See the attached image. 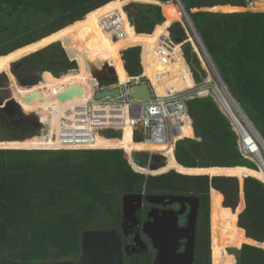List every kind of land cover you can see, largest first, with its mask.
Here are the masks:
<instances>
[{
    "label": "trees",
    "instance_id": "1",
    "mask_svg": "<svg viewBox=\"0 0 264 264\" xmlns=\"http://www.w3.org/2000/svg\"><path fill=\"white\" fill-rule=\"evenodd\" d=\"M129 1L0 0V59L11 56L14 62L0 68V77L7 74L10 94L25 113H36L41 122L50 123L49 136H39L36 118L24 115L16 103L0 108V264L76 261L82 232L99 219L118 223L122 196L141 192L198 197L197 264H264V178L241 154L238 136L221 109L231 120L232 116L216 90L212 93L218 104L203 88L199 96L187 100L193 129L185 126L183 135L188 138L174 148L134 142L130 127L128 149L41 148L61 143L52 139L59 117L91 98L96 79L105 76V66L118 82L123 76H143L153 39L150 83L156 95L181 93L207 77L196 48L187 41V28L162 15L161 4L172 0L125 6ZM180 2L228 92L264 140V12L201 9L246 7L247 0ZM192 8L197 10L191 12ZM111 12H119L128 23L125 35L116 40L100 23ZM167 33L176 44L166 42ZM74 81L78 83L66 84ZM72 86L81 93L60 99ZM122 128L127 132L126 125ZM12 138L25 139L8 140ZM125 142L123 137L98 136L93 144ZM143 151L159 152L165 162L159 159L160 167L154 170L144 167L147 160L142 157L148 153ZM156 159L151 157L150 162ZM178 166L203 171L212 167L215 175L181 173ZM225 230L230 236L222 242ZM234 248L235 257L228 251Z\"/></svg>",
    "mask_w": 264,
    "mask_h": 264
},
{
    "label": "built area",
    "instance_id": "2",
    "mask_svg": "<svg viewBox=\"0 0 264 264\" xmlns=\"http://www.w3.org/2000/svg\"><path fill=\"white\" fill-rule=\"evenodd\" d=\"M255 1L256 0H247L246 7L248 11H258L256 9L253 10V7H256L253 6ZM261 11L264 12V10ZM126 17L130 24L127 13ZM100 23L102 29L106 33L112 34V38L114 40L125 35L123 18L119 12H111L105 15L100 20ZM165 36L166 35L164 34L165 40L166 37H168L167 39L169 42H172L168 33L167 36ZM178 44L181 47L183 42ZM120 52L122 53L123 50ZM112 75L114 76V72ZM145 81L149 82L151 85L153 96L148 99L131 98L129 96L130 86L132 84H140ZM116 87L120 89L121 96L119 98H95L96 92L106 89L110 90ZM193 97L194 96H185L184 92L169 94L165 97L158 96L155 94L154 86L146 77L142 76L141 74L139 76H130V80L125 83H119L116 79V81L104 84L103 81L97 80L95 85H93L92 96L89 100H87L85 103L75 106L73 109L68 108L65 111V115H61L59 117L60 125L56 126L55 132L52 133V139L60 140L61 143L93 144L98 136H101L104 139H116L115 137H110L109 134L112 131H119L120 137H122V127L127 125L131 128L132 140L134 142L151 141L156 144L167 143L168 146H173L174 148V145L177 141L188 138L187 136L183 135L184 127L189 126L192 128V120L188 113L187 100ZM17 103L22 109L18 101ZM36 116L41 128L38 135L48 137L50 134L49 121L41 122L40 116ZM227 117L238 136V147L243 157L252 162L254 161L250 157L259 159V154H257L256 149L253 150V148L257 146L260 152L259 146H261V148H263V146L261 145L256 134L253 132L251 126H249L244 121V118H242V121L249 131V135H246L242 129H240L239 126L230 119L229 116ZM101 131L105 132L104 135H100ZM191 138L195 139L194 135ZM83 149L92 148H78L73 150ZM56 150H71V148L63 147L57 148ZM143 152L149 153L150 158L153 154L160 155L159 152ZM134 153L136 152H133L132 154ZM260 156L262 157V155ZM124 157L127 160V157ZM150 158L148 160L149 162ZM132 159L135 162L133 155Z\"/></svg>",
    "mask_w": 264,
    "mask_h": 264
},
{
    "label": "flooded vegetation",
    "instance_id": "3",
    "mask_svg": "<svg viewBox=\"0 0 264 264\" xmlns=\"http://www.w3.org/2000/svg\"><path fill=\"white\" fill-rule=\"evenodd\" d=\"M113 77L110 75L109 78ZM112 81L110 79L103 82L108 84ZM147 165H151L149 161ZM129 195L142 196L139 206H136L138 204L136 198L129 201L134 206L129 219L123 221V195L118 223L112 225L105 220L106 224L99 228L115 231L121 243L124 264H188L189 260L192 261L191 264H197L196 261L201 252L200 244L197 240L200 202H198L195 236L192 242L190 220L196 202L192 198H186L194 195L146 192ZM164 228L165 233L163 232ZM159 229H162L163 237L159 236ZM192 251L193 258L190 257ZM78 260L79 257L73 262Z\"/></svg>",
    "mask_w": 264,
    "mask_h": 264
},
{
    "label": "water",
    "instance_id": "4",
    "mask_svg": "<svg viewBox=\"0 0 264 264\" xmlns=\"http://www.w3.org/2000/svg\"><path fill=\"white\" fill-rule=\"evenodd\" d=\"M177 2L184 9V6L181 4L180 0H177ZM134 3H150V2H143L141 0H130L125 6L132 5ZM220 6H223V5H220ZM231 6H234V5H231ZM132 10L133 11L135 10L134 7H132ZM185 13H186L187 18L189 20L188 24H189V26H190V28H191V30H192L197 42H198V45L200 46V48L206 54V59L208 60L210 66L213 68V71H214L215 75L217 76L218 80L220 81L221 88L224 90V92L226 93L227 97L229 98L231 103L234 105V107L236 108V110L238 111L240 116L242 118H244V121L249 126H251L253 132L256 134L257 138L259 139L261 145L264 148V140L262 139L260 134L255 130V128L252 126V124L246 118V116L244 115L242 110L239 108V106L236 103V101L233 99V97L228 92V90H227L226 86L224 85L222 79L219 77L218 72H217L216 68L214 67V64L211 61L210 56L208 55L204 45L202 44V41H201L200 37L196 33V30H195V28H194V26H193V24H192V22H191V20H190V18L188 16L187 12H186V10H185ZM33 42H35V41H33ZM178 43H181V42H178ZM36 51H38V50H36ZM194 51L197 53L196 50H194ZM33 52H35V51H33ZM33 52H30V53H33ZM30 53H28L27 55H29ZM16 61H18V60H16ZM141 67H142V65H141ZM204 67H205V63H204ZM10 69H11V66H10ZM72 70H74V69H72ZM104 72H105V76L98 78L97 79L98 81H107V80H110V79H112L113 81H116V77L109 78L110 75L113 76L112 75L113 71L108 66H105ZM217 88L218 87L209 88L208 89L209 93H210L209 95L212 96V98L215 101H216V98L214 97L212 92H214V90L217 89ZM80 93H81V90L77 86H72V87L69 88V90L67 92L61 94L59 96V98L60 99H65V98L70 97L73 94L74 95H78ZM120 96H121L120 89L118 87L110 89V90H107V89L106 90H102V91H99V92L95 93V98L96 99H100V98H104V97H117V98H119ZM129 96L131 98H135V99H148V98L153 96L152 91H151V85L149 84V82H146V81L143 82V83H140V84H132L130 86V88H129ZM201 97H203V96H201ZM11 102L15 103L13 99H10V100L6 101L5 105H7L8 103H11ZM216 103H217V101H216ZM4 106H2V107H4ZM221 111L226 116H228L227 113H225L222 109H221ZM23 139H25V138H22V139L12 138V139H8V140H23ZM152 156L157 158V159H163V156H161L159 154H153ZM259 163L262 166H264V159L261 156H259ZM146 167H149L151 170L156 169L155 165H149V166L147 165ZM198 168L206 169V168H212V167H206V168L198 167ZM258 169H259V167H258ZM209 177H213V176L209 175ZM160 197H163V196H160ZM135 198L138 201V204L136 206H139L141 198H142L141 195H129V194H126V195L123 196V198H122V202H123V204H122L123 221H126L127 219H129L130 215H132L131 213L133 211V207L134 206H133V204H130L129 201L131 199H135ZM186 198H192L196 202L195 206H194V211L192 213V217H191V220H190V222H191V227H190L191 241L193 242L194 241V236H195V224H196L197 207H198L199 199L196 196H191V197H186ZM174 224H175V221H174ZM164 230H165V228L163 229V232H164ZM158 231H159V236L163 237L162 229H159ZM190 257L193 258V251L190 254ZM191 262L192 261L189 260L188 264H191ZM9 264H19V263L18 262H10ZM36 264H124V259H123V255H122V252H121L120 240H119V238L116 235L114 230L88 229V230H85V231L82 232V235H81V252H80L79 260L77 262H73V261H69V260H63V261H58V262H43V263H36Z\"/></svg>",
    "mask_w": 264,
    "mask_h": 264
},
{
    "label": "rangeland",
    "instance_id": "5",
    "mask_svg": "<svg viewBox=\"0 0 264 264\" xmlns=\"http://www.w3.org/2000/svg\"><path fill=\"white\" fill-rule=\"evenodd\" d=\"M176 5H179L180 6V4H178V2H177V0H172ZM182 4V3H181ZM246 8V10H243V11H248L247 10V7H245ZM194 9H196V8H192V9H190V11L191 12H194V11H196V10H194ZM201 9H207V8H201ZM181 11V10H180ZM259 11V10H258ZM260 12H263V11H261L260 10ZM127 13V12H126ZM188 14V13H187ZM189 16V15H188ZM176 22H180L184 27H186L187 28V34H188V40L192 43V46H194L197 50V54H198V56H199V58H200V61H201V64H202V66H203V68L206 70V72H207V78L206 79H204L203 80V82L201 83V84H197L196 83V85H194L192 88H190V89H188V90H185V91H183L184 92V94H185V96H199V94H198V91H200L202 88L203 89H209V88H215V87H218L219 88V90L220 91H217L216 89V91L219 93V95H220V92H221V94H222V97H223V99H224V101L228 104V106L230 107V108H232V110H233V113H236L237 115H239L240 116V114L238 113V111L236 110V108L234 107V105L231 103V101L229 100V98L227 97V95H226V93L224 92V90L221 88V85H220V81L218 80V78H217V76L215 75V73H214V71H213V68L210 66V64H209V62H208V60L206 59V57L204 56V52H203V50L200 48V46L198 45V42H197V40H196V38H195V36H194V34H193V32L191 31V28H190V26H189V24L184 20V19H182V21H176ZM166 36H167V34H165ZM165 36V37H166ZM168 37H166V40H167V42H169V40L167 39ZM154 40V39H153ZM152 40V41H153ZM170 44H176V43H173V42H169ZM178 44V43H177ZM148 51V50H147ZM202 59V60H201ZM202 61L205 63V67H204V64L202 63ZM12 63V57L11 56H6V57H4V58H1L0 59V68H7L10 64ZM76 65H77V63H76ZM153 66L151 65V61H150V59H148L147 58V61H146V63H145V69L146 68H152ZM76 68H77V66H76ZM75 68V69H76ZM74 69V70H75ZM11 70V69H10ZM152 70H153V68H152ZM0 74H2V73H0ZM4 75V78L3 77H0V108L2 107V106H4L5 105V103H6V101L7 100H10V99H13L14 100V102L18 105V103H17V101L14 99V98H12V96H11V94H10V82H9V77L7 76V74H5V73H3ZM15 76V75H14ZM15 78H16V76H15ZM16 80H17V78H16ZM104 84H106V83H104ZM21 85V84H20ZM47 85H49V86H51L52 84L50 83V84H47ZM23 86H30V85H23ZM30 87H34L33 85H31ZM183 92H181V93H183ZM210 94V93H209ZM209 94H206V96L207 95H209ZM221 96V95H220ZM221 97V98H222ZM222 99V100H223ZM19 106V105H18ZM20 108V107H19ZM230 108H228V110H230ZM20 111L24 114V115H28V116H33V117H35L36 118V120H37V114H35V113H30V114H28V113H25L21 108H20ZM38 122V121H37ZM40 127L38 128V133L40 132ZM104 131H101L100 132V135H104ZM126 132H124L123 131V134H122V137H123V140L125 139V136H126ZM110 137H115V138H119L120 137V132L119 131H112V132H110ZM130 138H132V134H131V131H130ZM158 145V144H156V143H153L152 142V145ZM32 147V146H31ZM66 148V147H68V148H71V150H73L74 148H76V147H78V146H75V147H69L66 143H59V144H57L55 147H51V146H47V147H41V148ZM260 147V151H261V155H262V157H263V159H264V149L263 148H261V146H259ZM78 148H81V147H78ZM92 149H97V148H92ZM43 150H45V149H43ZM122 150V149H121ZM123 151V150H122ZM123 154H124V151H123ZM133 156H134V154H132ZM124 156H125V154H124ZM134 158H135V156H134ZM136 158H139V156H136ZM143 159H146L147 160V162H148V160H149V158H150V156H149V153H148V155L147 156H143L142 157ZM164 158V157H163ZM151 159V158H150ZM162 160V159H161ZM159 161V159H157L156 161H151L150 162V164L152 165H155V167H156V169L157 168H159L160 166L158 165L160 162H158ZM253 161H254V163L256 164V166H258L259 165V163L257 162V160L256 159H253ZM209 202H210V196H209ZM104 224H106V221H104V220H97L96 222H94V224L92 225V229H99V228H102L103 226H104ZM210 225H211V223H210V204H209V238H210V241H209V246H210V244H211V232H210ZM229 236H230V234H229V231L228 230H225L224 232H222L221 233V239H222V242H226L228 239H229ZM211 249V248H210ZM237 249L238 248H234V249H230V250H228L229 252H230V254H232L234 257L237 255ZM211 253V252H210ZM216 262V261H215ZM225 264V263H224Z\"/></svg>",
    "mask_w": 264,
    "mask_h": 264
},
{
    "label": "bare ground",
    "instance_id": "6",
    "mask_svg": "<svg viewBox=\"0 0 264 264\" xmlns=\"http://www.w3.org/2000/svg\"><path fill=\"white\" fill-rule=\"evenodd\" d=\"M253 6H256V7H253V10H255V9L256 10H264V0H256L254 2ZM194 10H197V9H194ZM205 10H211V11H214V12L215 11H219V12H235V11H243V10H246V8L245 7H239V6H231V5L227 4V5H223V6L215 5V6H212V7H207V9H205ZM161 11H162V15L165 17V19L168 22L182 21V19H184L187 23H189V20L187 18V15L185 13V10L181 6L176 5L173 1H169L166 4H161ZM123 27H124V29H126L127 25L125 23H123ZM153 42H154V40L151 41V43H150V45L148 47L147 54H149V55H150V52L152 50ZM205 57H206V54H205ZM143 76L146 77L151 82V78L154 77V74H153L151 68H146L144 70ZM129 80H130V77L127 78V77L123 76V77H121L119 79V83H125V82H127ZM89 82L91 84L92 79L89 78ZM75 83H78V82H76V81H74V82H67L66 84L69 85V84H75ZM27 87H29V86H27ZM216 90L217 91H220L219 88H217ZM220 95L222 97L221 92H220ZM161 97H165V96H161ZM222 99H223V97H222ZM223 101H224V99H223ZM227 107L230 108L229 106H227ZM229 113L231 114L232 119L235 120V123L239 126V128L242 129V131L244 132V134L249 135V131L247 130V127L245 126L244 122L242 121V117L239 116V115H237L236 113H233L232 108H230ZM126 133H127L126 136H125L126 142H125V145L124 146H113V145H110V146L100 147L99 145L87 144V143H66V144L69 147L78 146V147H81V148H97V149L124 148V149H128L129 144H130V140H129V126H127V132ZM130 139L132 140V138H130ZM21 146H17V145H9V146L8 145H2L1 147L6 148V147H21ZM28 147H31V146H28ZM32 147H35V146H32ZM51 147H55V146H51ZM78 147H76L74 149H78ZM153 147H155V145H153ZM66 148H68V147H66ZM55 149H57V148H55ZM255 149L257 151V154H259V156H260L261 155V151L259 152V149H258L257 146L253 148V150H255ZM137 152H139V151H137ZM173 155H174V153H173ZM250 158H252V157H250ZM163 160L165 162V158H163ZM257 162L259 163V159H257ZM259 166H258L259 167L258 170H259V172L261 173V175L264 178V166H262L260 163H259ZM144 167H146V166H144ZM178 168L179 169H177V171H179L181 173H207V174L215 175V174H213V173L210 172L211 169H214V168H209L207 171L182 169L179 166H178ZM223 168H236L237 169L239 167H223ZM260 168H261V170H260ZM231 173H245V172L234 171V172H231ZM141 174H143V173H141ZM245 174H247V173H245Z\"/></svg>",
    "mask_w": 264,
    "mask_h": 264
},
{
    "label": "crops",
    "instance_id": "7",
    "mask_svg": "<svg viewBox=\"0 0 264 264\" xmlns=\"http://www.w3.org/2000/svg\"><path fill=\"white\" fill-rule=\"evenodd\" d=\"M123 23H125L126 25H127V27H126V29H125V31L128 29V23H127V21H125V20H123ZM153 44H154V42H153ZM152 50H153V46H152ZM152 50H151V52H150V55L149 54H147L148 55V59H150L151 58V54H152ZM197 50V49H196ZM148 52V51H147ZM120 54H121V56H122V53L120 52ZM202 60V59H201ZM150 61H151V59H150ZM203 62V61H202ZM123 64H124V61H123ZM203 64H204V62H203ZM151 65L154 67V65L152 64V62H151ZM152 67V68H153ZM152 68H151V70H152ZM145 70V69H144ZM152 72H153V70H152ZM207 73V72H206ZM41 77V76H40ZM207 78V77H206ZM205 78V79H206ZM41 79H42V77H41ZM201 97V96H200ZM225 104L228 106V104L225 102ZM193 129V128H192ZM126 131H127V125H126ZM193 135H194V133H193ZM154 145V144H153ZM152 145V146H153ZM50 146H54V145H50Z\"/></svg>",
    "mask_w": 264,
    "mask_h": 264
}]
</instances>
